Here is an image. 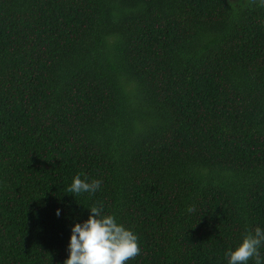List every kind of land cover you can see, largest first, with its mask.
Listing matches in <instances>:
<instances>
[{
	"label": "trees",
	"instance_id": "obj_1",
	"mask_svg": "<svg viewBox=\"0 0 264 264\" xmlns=\"http://www.w3.org/2000/svg\"><path fill=\"white\" fill-rule=\"evenodd\" d=\"M98 203L127 264H227L264 228L261 0H0V264H63Z\"/></svg>",
	"mask_w": 264,
	"mask_h": 264
},
{
	"label": "clouds",
	"instance_id": "obj_2",
	"mask_svg": "<svg viewBox=\"0 0 264 264\" xmlns=\"http://www.w3.org/2000/svg\"><path fill=\"white\" fill-rule=\"evenodd\" d=\"M261 3H264V0H261ZM101 185V180L89 181L87 176L81 173L73 177L67 191L76 195L95 194ZM87 209L88 218L75 223L71 228L67 246L68 257L63 264H127L141 254L138 235L118 223L114 215L104 214L102 204L98 203ZM189 211L193 209L189 208ZM60 214L61 210L57 209L56 215ZM262 246L264 228L257 226L242 237L238 246L226 251L227 264H248L250 260H254L255 264H264V257L260 252Z\"/></svg>",
	"mask_w": 264,
	"mask_h": 264
}]
</instances>
